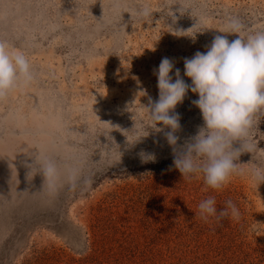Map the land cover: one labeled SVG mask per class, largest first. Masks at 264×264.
Segmentation results:
<instances>
[{"label":"rangeland","instance_id":"374dc122","mask_svg":"<svg viewBox=\"0 0 264 264\" xmlns=\"http://www.w3.org/2000/svg\"><path fill=\"white\" fill-rule=\"evenodd\" d=\"M234 20L264 29V0H0V40L33 74L0 98V264H264V183L247 174L251 153L217 191L182 178L169 129L129 146L147 134L161 59L183 77V58L217 35L238 38L222 33ZM196 99L189 91L175 108L178 144L203 125ZM254 135L264 157V117ZM141 150L156 162L141 163ZM210 196L218 211L231 200L240 219L202 220Z\"/></svg>","mask_w":264,"mask_h":264},{"label":"clouds","instance_id":"9594fccd","mask_svg":"<svg viewBox=\"0 0 264 264\" xmlns=\"http://www.w3.org/2000/svg\"><path fill=\"white\" fill-rule=\"evenodd\" d=\"M229 27V32L222 33H236L237 39L229 42L226 37L217 35L206 52L197 51L191 58H183V77L190 78V83L185 82L174 60L161 59L158 68L154 69L159 98L155 103L149 98V107L143 105L147 109L148 123L144 124L143 120L141 123L147 134L137 135L129 143L132 146L139 142L148 135L150 128L156 132L169 129L164 136L174 153L173 165L182 178L189 182L202 178L206 189L217 191L234 176L244 174L245 170L239 167L241 163L237 162L243 152L252 154L254 166L247 169V174L256 188L264 183V157L256 153L257 141L253 144L254 129L264 117V29L245 31L235 20ZM32 78L26 54L0 40V98L13 90L18 82H29ZM189 91L198 95L191 103L200 110L203 125L194 136L178 144L180 137L176 133L181 125L180 114L175 108ZM234 141H239L241 146L234 149ZM138 155L141 163L156 162L154 153L141 150ZM40 167L46 178L55 175L51 163ZM198 209L205 222L210 218L217 223L228 217L239 220L241 215L231 200L225 201L218 211L212 196L202 200Z\"/></svg>","mask_w":264,"mask_h":264},{"label":"bare ground","instance_id":"6f19581e","mask_svg":"<svg viewBox=\"0 0 264 264\" xmlns=\"http://www.w3.org/2000/svg\"><path fill=\"white\" fill-rule=\"evenodd\" d=\"M35 114H36V111L34 112V116H35ZM54 115V114H53ZM51 113H42L41 114V118L43 119V120H46V121H48V118H51V119H53V121L52 120H49L50 121V123H52V122H54V124L52 123V125H57V123H58V121L57 120H54V116H53ZM35 126H36V128H43L44 127V125L42 124V123H36L35 124ZM40 130V129H39ZM50 130L51 129H49V131L48 132H50ZM43 134H44V132H41V139L39 140L40 141V143H45V142H47L48 140H47V137L46 138H44V136H43Z\"/></svg>","mask_w":264,"mask_h":264}]
</instances>
